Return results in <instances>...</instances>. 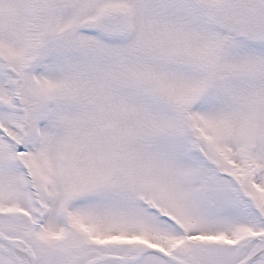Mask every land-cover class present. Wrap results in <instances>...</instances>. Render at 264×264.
Masks as SVG:
<instances>
[{
  "label": "snow or ice",
  "instance_id": "1",
  "mask_svg": "<svg viewBox=\"0 0 264 264\" xmlns=\"http://www.w3.org/2000/svg\"><path fill=\"white\" fill-rule=\"evenodd\" d=\"M0 264H264V0H0Z\"/></svg>",
  "mask_w": 264,
  "mask_h": 264
}]
</instances>
